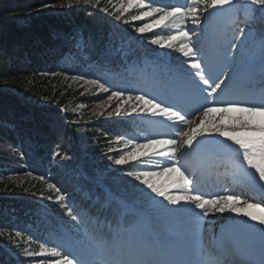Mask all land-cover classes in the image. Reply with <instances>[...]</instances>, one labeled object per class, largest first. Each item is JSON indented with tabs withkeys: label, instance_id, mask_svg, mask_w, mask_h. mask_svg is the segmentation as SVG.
Returning <instances> with one entry per match:
<instances>
[{
	"label": "trees",
	"instance_id": "1",
	"mask_svg": "<svg viewBox=\"0 0 264 264\" xmlns=\"http://www.w3.org/2000/svg\"><path fill=\"white\" fill-rule=\"evenodd\" d=\"M179 2L186 4V0ZM66 3L0 0V230L14 227L29 237L27 242L18 243L0 235V264H41L43 256L27 253H38L41 243L60 248L67 239L61 236V229L69 230V225L72 233L85 238L84 226L71 221L67 207L56 201L57 195L64 194L66 203L82 218L100 217L112 223L117 217L108 198L117 196L130 203L138 197L135 190L142 187L127 175L138 170L135 162L117 166L113 161L124 150L120 148L124 141L117 137L143 142L149 136L147 128L140 120L126 117L129 105H122L117 116L115 108L120 101H109L110 91L87 83L88 79H98L110 85L107 78L95 76L103 69L85 66L96 60L116 72L124 61L149 54L152 34L161 30L142 34L147 48L140 47L134 37L135 26L143 21L129 22L124 16L116 26L112 15L101 11L103 2L58 7ZM245 3H237V12ZM156 4L175 6V0H156ZM252 7L255 19L247 20L243 29L248 30L241 39L261 59L264 13L259 6ZM177 29L187 30L185 23H169L167 32ZM79 38L78 49L75 44ZM117 45H121L119 50ZM69 56L74 59L65 61ZM185 60L177 52L170 58L181 71L188 70ZM80 76L86 79H72ZM148 163L155 162L145 161V169H149ZM42 203L51 213V227L32 221L33 211ZM87 231L101 229L89 222Z\"/></svg>",
	"mask_w": 264,
	"mask_h": 264
},
{
	"label": "snow or ice",
	"instance_id": "2",
	"mask_svg": "<svg viewBox=\"0 0 264 264\" xmlns=\"http://www.w3.org/2000/svg\"><path fill=\"white\" fill-rule=\"evenodd\" d=\"M79 2L80 0H67L62 6L70 8L73 3ZM111 2L112 0H109V3ZM83 3L92 4V0H83ZM96 3L98 4L99 0H96ZM119 3L121 13L132 8L140 10L139 14L131 16L132 21L152 18L150 22L137 27V33L144 34L153 29H161L160 32H153L149 41L151 45L174 50L186 58L188 70H177L170 74L169 79L173 85L182 86L193 97L203 100L200 105L202 113L199 109L185 111L178 104L164 103L146 93L113 89L98 79H88L87 83L103 92L110 91L111 94L107 97L109 101L113 98L120 101L115 108L117 116L121 115L122 105H129V115L138 111L146 112L175 128V135L160 133L145 137L143 142L117 137L118 141H124V150L113 162L117 166H123L129 161L135 162L138 170L129 171L127 175L145 186L154 197L162 198L167 205L174 207L168 208L152 201L154 206L164 213L179 216L186 220L187 224L182 229L181 242L168 243L166 236L145 227L141 220L126 223L119 218L118 209L115 210L117 218L112 223L101 220L100 217L89 216L84 219L75 211L73 205L66 203V196L61 194L56 196V201L67 207V215L71 221L76 222L78 226H84L82 230L85 232L87 224L91 221L99 225L101 231L99 235L91 236V242L87 244L88 255L85 257L77 255L74 251H64L65 247L73 249L76 245L84 243L76 239L71 233L72 225H69L66 241L60 245V250H57L56 246L50 249V258L60 257L54 259V264H264V243L260 260L257 262L249 257V249L238 242V227L232 226L205 239L200 224L201 214L208 216L211 212L213 215H242L264 226V196L258 201H250L241 195L228 192L227 189L225 194L206 196L198 190L197 172H190L180 162L186 152L200 144L201 138H223L224 142L238 146L237 160L232 164L236 173L243 174V178L253 188L264 194V39L260 44L261 61L257 69L254 60L241 51L242 39L238 43L228 45L226 49L216 48L209 51L199 47L200 40L195 29L192 33L177 29L173 34H166L169 23L184 24L186 9L187 14L194 17L193 22L202 26L200 13L197 11L201 3L207 4V12L208 9L217 11L233 7L236 0H186L183 6L158 5L156 0H126V6L125 0H119ZM252 6H259V11L264 13V0H246L244 8L250 16L254 11ZM101 11L107 12V9ZM115 19L120 20L121 16L116 15ZM261 19L264 20V16ZM239 32L241 37L246 35L245 29H239ZM257 71L260 87L255 89L253 86L257 83ZM77 78L86 79L84 76L72 77ZM232 113L238 115H230ZM197 114L202 115L199 122L189 131L181 132L183 125L194 119ZM111 115L110 112L109 116ZM178 135L184 138L178 141ZM129 146L131 150H127ZM156 158L167 163L163 166L156 165V170L144 168L145 161H153ZM244 164L247 165V170L244 169ZM248 170L254 171L249 173ZM48 187L51 189L53 185L48 184ZM250 209L259 215L249 211ZM196 210H199V213ZM260 233L264 242V228L260 229ZM40 247L41 252H28L27 255L43 256L45 246L41 243Z\"/></svg>",
	"mask_w": 264,
	"mask_h": 264
},
{
	"label": "rangeland",
	"instance_id": "3",
	"mask_svg": "<svg viewBox=\"0 0 264 264\" xmlns=\"http://www.w3.org/2000/svg\"><path fill=\"white\" fill-rule=\"evenodd\" d=\"M99 2H103V8L104 9H107V12L108 13H111V15L115 18V16L116 15H120L121 16V18L122 17H124V16H127L128 18H126L129 22H134V21H132L131 20V16L132 15H137V14H139V9L138 8H132V9H129L127 12H123V13H121L120 11H119V8H120V3H119V0H112V2L111 3H109V0H99ZM242 2V0H236V4L234 5L235 7L238 5L237 3H241ZM79 3H83V0H80V2ZM79 3H73V4H79ZM95 4H96V0H92V4H88V5H94L95 6ZM125 6H126V0H125ZM58 7H61V8H64V6H62V5H60V6H58ZM207 8V4H205V3H201L200 4V6H199V8L197 9V11L200 13V18H201V20H202V24L204 23V21L205 20H203L202 19V16H207V14H209L208 13V11L209 10H211V9H208V11L206 12L205 11V9ZM227 8H231V7H225L223 10H225V9H227ZM145 10H147V9H145ZM222 10V11H223ZM222 11H217V16L218 17H220V15H221V12ZM245 16L246 17H251L247 12L245 13ZM151 19L152 18H145L144 20H143V23L142 24H140L139 26H135V28H137V27H140V26H142L144 23H148V22H150L151 21ZM193 19H194V17L193 16H191V15H188L187 13H186V23H185V25H186V28L188 29V31L189 30H191V29H196L197 30V28H199V26H197L194 22H193ZM207 20H208V22L209 23H211L212 22V16L211 15H208L207 16ZM118 22H120V20H117ZM136 22H138V21H136ZM205 25H207V23H204ZM205 28H203L202 30H204ZM161 30V29H160ZM201 33L200 34H202V36H204V33L202 32V31H200ZM136 35H139V33H135ZM201 36V35H200ZM199 38V37H198ZM79 42H80V39H78L77 40V43H76V46L78 47V45H79ZM228 47V45H225V47H224V49H226ZM156 56H157V59H159L161 62L163 61V60H166V58H168L169 56H171L172 55V52H173V50H169V49H162V48H160L158 45H153L152 46V50H151ZM246 55H249L250 56V58L252 57V54H251V52H248L247 50H245V52H244ZM147 63H149V62H147ZM147 63H145L144 64V66H147L146 64ZM151 65H153V66H155L156 64H153V62L151 63ZM142 68H143V66L140 68V73H139V76L141 77V75H143L144 76V80L146 79V78H148L149 76H147V75H145L144 74V70H142ZM153 70L155 71V72H157V70H156V67H153ZM200 102L203 104V100L202 99H200ZM200 110H202V109H200ZM200 113H202V111L200 112ZM213 115H216V114H213ZM230 115H238L237 113H232V114H230ZM202 118V115L201 114H198V115H196L195 116V118L194 119H191L187 124H185V125H183V127L180 129V131L181 132H185V131H189L192 127H194L198 122H199V120ZM258 119V118H257ZM184 137L183 136H181V135H178V136H176V139L179 141V140H182ZM221 139H223V138H221ZM220 137H216V136H213L212 138H210V139H204V138H201V142H200V144H197V145H195V147H197V151H198V153L200 154V153H202V152H204V151H206V149L207 148H209V147H212L214 144H216V143H220ZM194 147V148H195ZM193 148V149H194ZM186 154H188V152H186L181 158H180V162H181V164H183L184 162H186V160H187V156H186ZM240 160H242V157H240L239 158ZM244 169H246L247 170V165L246 164H244ZM154 170H156V169H154ZM252 171H254V170H248V172L250 173V172H252ZM145 187V186H144ZM143 187V188H144ZM146 188V187H145ZM246 189V187H244L242 190H241V193L244 191ZM256 188H254L253 190H255ZM229 190H230V193H235L236 192V188L235 187H232V188H229ZM211 194V193H210ZM215 194V193H214ZM250 194V193H249ZM142 195H145V196H153L152 194H150L149 193V191L146 189L144 192H143V194ZM141 195V196H142ZM215 195H217V194H215ZM262 196H264V194H261ZM144 198H146V197H144ZM244 199H246L245 198V196L243 197ZM262 198V197H261ZM260 198V199H261ZM260 199H258V200H260ZM45 204V203H44ZM140 204H144V203H140ZM46 205V204H45ZM47 206V205H46ZM174 207V206H173ZM251 211L252 212H254V213H256L254 210H252L251 209ZM35 213V215H33V216H36V218L40 221V222H43V221H45V222H47L48 220H46V215H49L48 214V212H47V210L45 209V208H40L38 211H34ZM257 215H259V213H257ZM202 222H203V232H204V236H205V239H207L208 238V236H209V233H211V232H213L215 229H216V227H217V225L218 224H222L224 221H231L232 219H234L233 220V222L235 223V224H237L238 225V223L235 221V220H241V222H240V225H241V228H243L244 230H247L248 232H250V233H253L256 237H258L259 239H261V233H260V229L261 228H264V226H261V225H258V224H256L255 222H252V221H250L247 217H244V216H242V215H239V216H237L236 214H232V213H224V214H215V215H213L211 212L209 213V215L208 216H203L202 215ZM13 229L14 230H8V229H2V230H0V235H4L5 237H6V239L7 240H9V238H13V240H14V242H18V243H21V241L22 242H27L28 240H29V237H25V235H23L22 233H20L19 231H17L14 227H13ZM17 233H19V234H17ZM8 234H13V235H8ZM239 235H237V240H239ZM82 240V239H81ZM83 241V240H82ZM83 245V243L82 244H79V245H76V247L78 246L79 248L81 247ZM84 246V245H83ZM42 250H40L39 249V251H38V253L39 252H41ZM36 256H38V255H36ZM51 257V252H50V249H47V248H45V251H44V258H46V259H51L50 258ZM60 257H55L54 259H59ZM34 260V259H33ZM33 260H31L30 262H34ZM34 264H36V263H34ZM44 264H54V261H50V262H48V263H44Z\"/></svg>",
	"mask_w": 264,
	"mask_h": 264
}]
</instances>
